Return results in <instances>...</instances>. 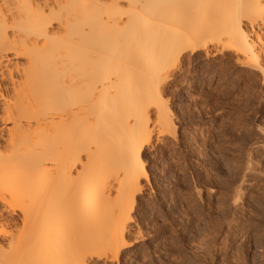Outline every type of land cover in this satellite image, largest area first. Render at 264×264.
<instances>
[{"label": "bare ground", "instance_id": "1", "mask_svg": "<svg viewBox=\"0 0 264 264\" xmlns=\"http://www.w3.org/2000/svg\"><path fill=\"white\" fill-rule=\"evenodd\" d=\"M225 51L264 77V0H0V199L25 228L0 264L118 259L143 151L177 134L168 80Z\"/></svg>", "mask_w": 264, "mask_h": 264}, {"label": "rangeland", "instance_id": "2", "mask_svg": "<svg viewBox=\"0 0 264 264\" xmlns=\"http://www.w3.org/2000/svg\"><path fill=\"white\" fill-rule=\"evenodd\" d=\"M203 54L166 84L177 134L143 151L148 180L132 210L134 243L91 264H264V77L232 51ZM9 196L0 199V228L11 236L25 228L20 200ZM7 235L0 252L16 248Z\"/></svg>", "mask_w": 264, "mask_h": 264}]
</instances>
